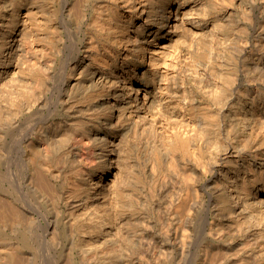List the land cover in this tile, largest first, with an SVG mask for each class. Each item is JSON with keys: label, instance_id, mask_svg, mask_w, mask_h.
Listing matches in <instances>:
<instances>
[{"label": "bare ground", "instance_id": "6f19581e", "mask_svg": "<svg viewBox=\"0 0 264 264\" xmlns=\"http://www.w3.org/2000/svg\"><path fill=\"white\" fill-rule=\"evenodd\" d=\"M0 264H264V0H0Z\"/></svg>", "mask_w": 264, "mask_h": 264}]
</instances>
